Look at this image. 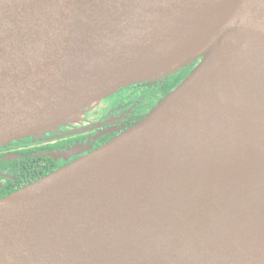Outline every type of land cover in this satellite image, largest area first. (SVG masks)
<instances>
[{"label":"water","instance_id":"95a60500","mask_svg":"<svg viewBox=\"0 0 264 264\" xmlns=\"http://www.w3.org/2000/svg\"><path fill=\"white\" fill-rule=\"evenodd\" d=\"M217 29L171 68L176 35ZM190 72L102 146L0 198V264H264V0H0V146L116 91Z\"/></svg>","mask_w":264,"mask_h":264},{"label":"flooded vegetation","instance_id":"af4514ba","mask_svg":"<svg viewBox=\"0 0 264 264\" xmlns=\"http://www.w3.org/2000/svg\"><path fill=\"white\" fill-rule=\"evenodd\" d=\"M177 74L124 87L85 110L75 122L0 146V198L68 165L132 126L164 95L165 83Z\"/></svg>","mask_w":264,"mask_h":264},{"label":"bare ground","instance_id":"6f19581e","mask_svg":"<svg viewBox=\"0 0 264 264\" xmlns=\"http://www.w3.org/2000/svg\"><path fill=\"white\" fill-rule=\"evenodd\" d=\"M219 21L207 19L205 22L198 24L197 27L189 26L180 30L176 35L178 43L176 47L171 49L168 53V58L161 62L158 60L150 63L151 66L156 64H161V68L166 70L171 68L173 65L177 64L186 56L197 51L204 42L218 27ZM156 63V64H155ZM256 73L262 72L264 76V65L263 63H258ZM264 93V91H263ZM253 95V100L249 105L251 108L261 107L264 105V98L258 99L255 97H262L263 94H251ZM254 155L247 161H239L237 164H231V166L222 169L221 171V182L222 186L228 185L232 189L234 184L241 182L240 188L242 189V194H246L248 190L251 189L253 184L262 185L264 181V150L253 149L251 153ZM226 185H225V184Z\"/></svg>","mask_w":264,"mask_h":264},{"label":"trees","instance_id":"16d2710c","mask_svg":"<svg viewBox=\"0 0 264 264\" xmlns=\"http://www.w3.org/2000/svg\"><path fill=\"white\" fill-rule=\"evenodd\" d=\"M194 65H195V63H192L191 65H189L187 67H182L181 69H179L178 70L179 72L177 71L178 74L172 76V79L168 80L167 83H165V85L162 89V93L165 95L167 92H169L171 89H173L190 72V70L193 68ZM172 74H174V73H172ZM138 84H141V83H138Z\"/></svg>","mask_w":264,"mask_h":264}]
</instances>
